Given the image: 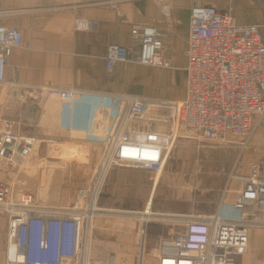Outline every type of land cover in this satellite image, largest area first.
Masks as SVG:
<instances>
[{
  "label": "built area",
  "instance_id": "obj_1",
  "mask_svg": "<svg viewBox=\"0 0 264 264\" xmlns=\"http://www.w3.org/2000/svg\"><path fill=\"white\" fill-rule=\"evenodd\" d=\"M230 10L191 7L182 98L7 83L18 100L25 98L24 90H30L47 101L86 106L82 132L87 142L98 146V159L90 179L77 189V205H57L52 192L34 190L29 175L24 176L36 137L21 132L18 119L0 118V211L7 215L8 242L5 264H111L108 254L89 256L87 222L92 217L89 213L98 210L93 201L111 167H139L157 177L173 147L185 140L218 144L229 143L230 136L241 152H255L248 147V137L256 125L264 123V42L257 25L236 22ZM130 39L138 52L131 45L107 46L108 72L122 62L171 65L160 54L162 33L157 27H133ZM21 43L18 28L0 24V85L6 84L8 56ZM237 179L231 216L215 213L181 219L184 230L175 234L168 251L150 252L151 264H235L236 257L247 251L250 229L264 226V175L259 165L253 164L248 175ZM121 213V217H136L138 264H142L150 217L140 215L155 214L149 209ZM121 231L115 228L118 234Z\"/></svg>",
  "mask_w": 264,
  "mask_h": 264
},
{
  "label": "crops",
  "instance_id": "obj_2",
  "mask_svg": "<svg viewBox=\"0 0 264 264\" xmlns=\"http://www.w3.org/2000/svg\"><path fill=\"white\" fill-rule=\"evenodd\" d=\"M164 5L153 0H0V24L16 27L22 34L21 45L14 47L7 59L6 84L0 85L2 117L18 119L21 124L19 130L37 139L68 136L71 141L86 140L82 132L88 117L86 106H66L61 100L47 101L30 90H24L25 97L28 94L34 96L18 100L17 94L10 92L7 83L56 85L100 93L163 95L162 86L166 85V78L160 70L146 69L136 62H122L115 65L114 72H108L105 69L107 46L131 45L134 52H138L137 45L131 44V29L153 25L163 33L160 54L176 63L182 58L184 69L189 14L195 5H212L219 10L232 5L236 22L257 25L264 42V0H167ZM183 72L184 86L179 98L185 94ZM172 93L167 96L172 97ZM227 139L229 143H208L204 147L208 149L206 155L211 157L210 161L203 160L204 154L197 152V149L195 152L200 161L187 167L183 161L180 162L185 148L173 149L170 155L174 152L178 171L174 176L175 183L171 186L167 178L168 164L172 159L170 156L164 166L165 175L162 174L161 183L154 191L151 188V175L146 170L139 167L110 168L105 176L113 183L127 185L124 197H146L143 206L134 205L137 201L134 198L127 199L129 207L112 208L141 211L149 205L150 210L161 217L175 214L195 217L215 213L231 216L230 205L235 201L239 187L237 176L247 175L252 163H257L264 174V123L256 125L250 137L249 144L258 148L253 154H236L234 159L235 147L231 142L235 140L230 136ZM216 151L222 152V157L227 161L220 164V161L212 158ZM147 187H150L148 191ZM119 190L118 187L115 189L117 194L112 192L109 196L106 192L102 195L100 189L97 205L100 206L99 197H118ZM155 197H162L164 203L155 204ZM100 207L109 209L108 206ZM153 224L156 228L159 226L150 222L148 227ZM175 226L179 228L176 232L184 230L182 224ZM148 227L142 264L152 263L146 245L150 231ZM6 231L7 215L0 212V264L5 263ZM149 235L156 238L172 236L164 235L159 229H154L153 234ZM97 242L98 245L92 243L90 257L97 256V245L111 249L114 254L112 264H131L132 256L133 264H138L139 245L124 243L120 250L110 240L99 239ZM235 264H264V226L250 229L247 251L236 257Z\"/></svg>",
  "mask_w": 264,
  "mask_h": 264
},
{
  "label": "rangeland",
  "instance_id": "obj_3",
  "mask_svg": "<svg viewBox=\"0 0 264 264\" xmlns=\"http://www.w3.org/2000/svg\"><path fill=\"white\" fill-rule=\"evenodd\" d=\"M167 2V1H166ZM166 2L162 3L165 4ZM159 3V2H157ZM231 9L233 14V6L228 5V7L224 10ZM162 33V32H161ZM162 39H163V33H162ZM185 53V51H184ZM167 61L171 63L170 66L167 68L165 67H151L144 65L143 67L148 69H157L162 72V76H165L166 78V85L162 86V89H164L165 93H162L163 95L157 96L154 93H151L148 96H157V98H179L183 91L184 86V69L182 66L183 59L179 60V63H176L175 61H172L171 59L165 58ZM184 65V63H183ZM169 80V82H168ZM173 92V96L168 97L167 95H171L170 92ZM179 91V94H176L178 97H176L175 93ZM15 92V91H14ZM1 93V92H0ZM28 94V93H27ZM32 95V94H30ZM29 94L26 95V97L22 100H27V98H30ZM34 96V95H32ZM39 97V96H38ZM3 96L1 97L0 94V118L2 117L1 113V104H2ZM1 120V119H0ZM253 132V131H252ZM252 132L250 136L248 137V144L250 137L252 135ZM36 143L34 146V149L29 157L28 164L26 167V170H24V176L30 177V180L33 181V187L34 190H37L39 192H45L49 193L52 192V199L56 201L57 205H67V206H73L75 203L77 205V189L82 186L86 181L90 179L91 170L96 165V161L98 159V146L93 142H87L86 140L81 141H71L68 136L64 138H36ZM239 140V139H237ZM232 143V142H231ZM208 143L206 142H191L188 140L182 141L180 143H177L173 149L176 147H184L186 152L182 159H180V162L183 161L185 167L189 166V164H194L195 162H199L200 160L197 159V152H202L204 154L203 160H209L211 157H208L206 155V152L208 149H205L204 147L207 146ZM209 145V144H208ZM232 145L235 147V156L243 154L239 150L236 144L234 142ZM249 148L258 150V148L254 145L249 144ZM172 149V150H173ZM197 149L199 151L195 152ZM253 152V153H255ZM247 153V152H245ZM249 153V154H253ZM174 152L172 155V159L170 160L168 164L167 171L170 185L172 186L175 183L174 176L176 172V158L174 156ZM202 155V154H201ZM217 156V157H216ZM221 156V158H220ZM212 158H215L216 160L220 161V164L227 161L225 158L222 157V152L216 151V155ZM233 159V161H235ZM213 160V159H212ZM232 161V163H233ZM222 162V163H221ZM237 162V161H235ZM234 162V164H235ZM253 164L252 163L251 167ZM172 165V168H171ZM192 167V166H191ZM113 168V167H111ZM114 168H127V167H114ZM110 169V168H109ZM107 169L104 174L109 170ZM166 169V168H165ZM162 173H160L157 177L153 175L152 173L148 172L151 175V188L154 191V188L161 183L160 178L162 177V174H164V170ZM251 169V168H250ZM250 172V171H249ZM249 174V173H248ZM247 174V175H248ZM165 175V174H164ZM264 175V174H263ZM243 176V175H238ZM101 194L107 193V195L111 196L110 194L112 192H115V189L119 187V194L118 197H99L98 204L100 206H108L109 209L100 207L97 205V198L96 196L95 200L93 201V206L98 209L95 213H89L91 214V218L88 219L90 230L88 233V245H89V251L92 248V243H99L97 240H110L114 244L117 249L121 250V247H123L122 244L124 243H131L138 245L139 239L138 236H136V231L138 229V223H136V217H121L123 214L122 211H128V212H141L145 209H142L141 211H134V210H121L113 207L118 206H128L127 199H137L136 204L137 206H143V202L146 197H124L123 195L125 191H127V185L122 183H113L112 181L108 180V176L106 177L104 175L103 179L101 180ZM36 188V189H35ZM147 187V191H148ZM145 192V190H143ZM100 192V190H99ZM121 193V195H120ZM102 194V195H103ZM117 194V193H116ZM128 196V195H127ZM39 199L43 197H38ZM162 197H155V204L157 202L164 203L162 200ZM126 200V201H125ZM134 203V202H133ZM167 204V203H166ZM146 209L150 210V206ZM121 211V212H120ZM151 211V210H150ZM1 212V211H0ZM151 213H154V211H151ZM155 217H150V222H154L158 224L159 226L154 227L153 225H148V236L146 238V245L147 248H149L150 252H154L156 250H163L168 251L170 248V242L175 236L176 233L181 232L177 231L176 229H179L177 224L181 225V219H184L185 217H182L181 215H172V216H159L157 213H154ZM157 215V216H156ZM174 216V217H173ZM201 215L195 216L199 217ZM92 220V221H90ZM106 223V225H104ZM148 223V224H149ZM155 224V225H156ZM88 227V223L87 226ZM120 227L122 229L121 233L118 234V232H115V228ZM174 227V228H173ZM154 229H159L164 235H172L171 237L168 236V238H156L152 237L149 234H153ZM104 230V232H103ZM106 230V231H105ZM175 231V232H174ZM138 233V232H137ZM86 242H87V235H86ZM6 255H5V263L7 261V239H6ZM110 243V242H109ZM98 245V244H97ZM95 245V248H97V255L99 254H108L110 257V263L112 264L114 259V254L109 247H101ZM112 245V244H110ZM133 247V246H132ZM130 249H132L130 247ZM134 249V247H133ZM90 253V252H89ZM134 257L132 256L131 264H133ZM133 261V262H132ZM4 263V264H5Z\"/></svg>",
  "mask_w": 264,
  "mask_h": 264
},
{
  "label": "bare ground",
  "instance_id": "obj_4",
  "mask_svg": "<svg viewBox=\"0 0 264 264\" xmlns=\"http://www.w3.org/2000/svg\"><path fill=\"white\" fill-rule=\"evenodd\" d=\"M146 214H147V213H146ZM146 214H145V215H140V217H141V218H144V219L151 217V216L146 215ZM11 249H12V247L10 246V250H11Z\"/></svg>",
  "mask_w": 264,
  "mask_h": 264
}]
</instances>
